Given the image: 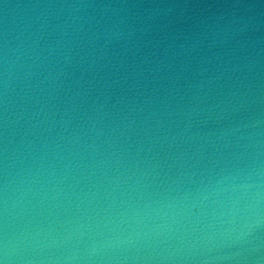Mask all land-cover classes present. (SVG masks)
Wrapping results in <instances>:
<instances>
[{
	"label": "water",
	"instance_id": "1",
	"mask_svg": "<svg viewBox=\"0 0 264 264\" xmlns=\"http://www.w3.org/2000/svg\"><path fill=\"white\" fill-rule=\"evenodd\" d=\"M0 264H264V0H0Z\"/></svg>",
	"mask_w": 264,
	"mask_h": 264
}]
</instances>
